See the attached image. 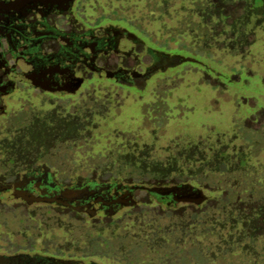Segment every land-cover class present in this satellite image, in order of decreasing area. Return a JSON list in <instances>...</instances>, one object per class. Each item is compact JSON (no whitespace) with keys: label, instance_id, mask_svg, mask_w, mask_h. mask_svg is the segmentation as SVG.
Wrapping results in <instances>:
<instances>
[{"label":"rangeland","instance_id":"1","mask_svg":"<svg viewBox=\"0 0 264 264\" xmlns=\"http://www.w3.org/2000/svg\"><path fill=\"white\" fill-rule=\"evenodd\" d=\"M83 4L85 13L124 22L172 67L138 88L97 79L57 112L15 94L10 115L0 119V159L49 149L42 160L63 164L66 174L187 184L205 197L167 205L136 191L138 203L111 219L50 214L47 227L70 228L81 241L89 234V250L109 264H264V0L217 1L228 21L240 17L232 32L212 40L203 38L189 0ZM59 127V139L49 140ZM5 211L0 246L14 248L35 229Z\"/></svg>","mask_w":264,"mask_h":264},{"label":"flooded vegetation","instance_id":"2","mask_svg":"<svg viewBox=\"0 0 264 264\" xmlns=\"http://www.w3.org/2000/svg\"><path fill=\"white\" fill-rule=\"evenodd\" d=\"M85 7L83 0H0V119L10 115L11 98L19 92L46 101L57 112L64 101L75 105L68 100L97 79L138 88L172 67L167 55L124 22L85 13ZM21 106L27 107L28 100L22 98ZM58 130L48 139H59L64 128ZM1 156V212L11 209L20 223L28 219L35 230L19 237L14 248L0 246V264H109L89 250V234L81 241L70 228H48L49 215L82 222L111 219L138 203L136 191L149 192L167 205L195 199L183 192L133 190L128 186L137 183L112 178L66 174L63 164L42 160L50 158L49 149ZM130 197L133 205L122 203Z\"/></svg>","mask_w":264,"mask_h":264},{"label":"trees","instance_id":"3","mask_svg":"<svg viewBox=\"0 0 264 264\" xmlns=\"http://www.w3.org/2000/svg\"><path fill=\"white\" fill-rule=\"evenodd\" d=\"M189 1L194 4L192 13L198 19L197 23L203 30L201 31L203 38L210 36V39L212 40L216 39L222 33H227L229 31L232 32L234 21L240 17L228 21V14L223 12V9L216 8L215 6L219 0Z\"/></svg>","mask_w":264,"mask_h":264},{"label":"water","instance_id":"4","mask_svg":"<svg viewBox=\"0 0 264 264\" xmlns=\"http://www.w3.org/2000/svg\"><path fill=\"white\" fill-rule=\"evenodd\" d=\"M130 189H145L150 192H155L157 194H167L170 192H183L186 195L195 197L198 201L204 199L205 195L204 193L199 189H193L191 186L187 184H180V185H171V186H144L141 184H132L128 186ZM182 199V198H181ZM123 204L133 205L135 203V200L130 197V202H122Z\"/></svg>","mask_w":264,"mask_h":264}]
</instances>
